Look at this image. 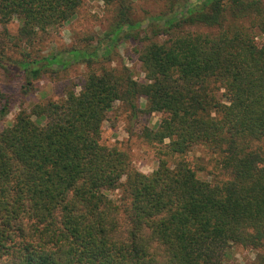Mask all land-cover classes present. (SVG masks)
<instances>
[{
  "label": "trees",
  "instance_id": "obj_1",
  "mask_svg": "<svg viewBox=\"0 0 264 264\" xmlns=\"http://www.w3.org/2000/svg\"><path fill=\"white\" fill-rule=\"evenodd\" d=\"M103 1L115 12L106 39L45 55L36 41L84 0H0V70L24 93L74 63L88 68L79 91L30 106L0 84V120L18 107L0 130V264H242L235 246L256 251L244 264H264V0H163L143 22L134 0ZM125 39L142 45V80L104 64ZM117 103L136 120L159 116L141 136L173 164L161 156L143 173L102 143ZM199 146L228 179L199 175L188 158Z\"/></svg>",
  "mask_w": 264,
  "mask_h": 264
},
{
  "label": "rangeland",
  "instance_id": "obj_2",
  "mask_svg": "<svg viewBox=\"0 0 264 264\" xmlns=\"http://www.w3.org/2000/svg\"><path fill=\"white\" fill-rule=\"evenodd\" d=\"M165 9L163 0H134L132 18L135 21H147L151 16L160 14ZM114 7L107 6L103 0H84L83 5L78 11V15L72 19L59 33H51L45 35L43 39L36 41L33 52L41 54L56 53L64 51L68 47H90L95 46L97 39H106L105 34L111 29L114 19ZM243 25L249 26L248 18L240 21ZM18 21H13L9 25V30L12 34L18 32ZM256 31V30H254ZM140 37L151 36L150 28L139 29ZM95 38L89 46H86L85 39ZM164 37H159L162 40ZM256 40L259 43L264 42V35L256 31ZM142 45L138 40L125 39L115 48V55L112 59L104 64L112 67L125 64L133 71L135 78L144 79V72L139 60V51ZM91 49V48H90ZM96 67L101 64L94 65ZM88 68L85 64L78 62L69 66L66 70L57 75H44L35 82L34 90H29L24 93L19 86L21 78L14 73L4 72L0 70V84L7 92H12L25 101V106L38 101H46L50 98L61 97L68 88L74 87L77 91L81 89L84 77ZM145 99L142 98L140 103L143 104ZM18 107L12 108L10 113L0 120V130L10 125L16 116ZM131 111L121 106L119 103L108 112V117L114 119V125L106 120L103 125L102 143L106 145H115L120 149L128 151L131 156L132 165L135 169L149 173L153 171L158 164L160 148L163 145L153 144L148 141L147 137L141 136L146 125L154 126L159 121L157 114L151 115L149 118L142 116L139 120L131 118ZM132 124V125H131ZM170 164H173L178 158L163 156ZM188 158L191 164L198 170L202 178L212 182L217 180H225L230 177V174L222 169L216 157L204 147H196L190 151ZM204 168L199 171V166ZM113 194L112 196H115ZM233 257L240 263L254 262L256 259V251L247 249L242 246H235L232 249Z\"/></svg>",
  "mask_w": 264,
  "mask_h": 264
}]
</instances>
